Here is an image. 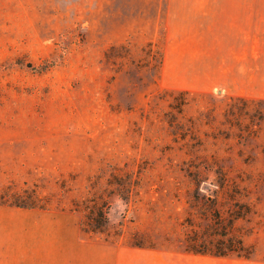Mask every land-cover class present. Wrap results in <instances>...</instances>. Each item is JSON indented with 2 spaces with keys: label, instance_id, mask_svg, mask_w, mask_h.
Wrapping results in <instances>:
<instances>
[{
  "label": "rangeland",
  "instance_id": "rangeland-1",
  "mask_svg": "<svg viewBox=\"0 0 264 264\" xmlns=\"http://www.w3.org/2000/svg\"><path fill=\"white\" fill-rule=\"evenodd\" d=\"M161 7L0 0V264H264V4Z\"/></svg>",
  "mask_w": 264,
  "mask_h": 264
},
{
  "label": "crops",
  "instance_id": "crops-1",
  "mask_svg": "<svg viewBox=\"0 0 264 264\" xmlns=\"http://www.w3.org/2000/svg\"><path fill=\"white\" fill-rule=\"evenodd\" d=\"M156 4L162 6L157 14L166 22V28L170 26L167 22L173 21H208L220 27L222 20H235L243 22L236 27L243 29L240 33L245 36L246 22L253 18V5L264 4V0H156ZM239 71L243 70L238 68Z\"/></svg>",
  "mask_w": 264,
  "mask_h": 264
},
{
  "label": "trees",
  "instance_id": "trees-1",
  "mask_svg": "<svg viewBox=\"0 0 264 264\" xmlns=\"http://www.w3.org/2000/svg\"><path fill=\"white\" fill-rule=\"evenodd\" d=\"M101 216H102V214H101ZM194 251H196V252H200L201 250H194ZM224 254V252L222 251V252H215V255H219V256H221V255H223Z\"/></svg>",
  "mask_w": 264,
  "mask_h": 264
}]
</instances>
